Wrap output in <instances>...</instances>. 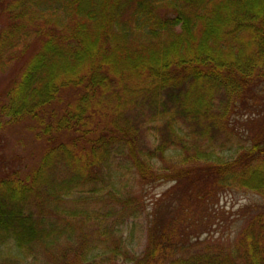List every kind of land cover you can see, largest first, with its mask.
I'll use <instances>...</instances> for the list:
<instances>
[{
    "label": "trees",
    "instance_id": "16d2710c",
    "mask_svg": "<svg viewBox=\"0 0 264 264\" xmlns=\"http://www.w3.org/2000/svg\"><path fill=\"white\" fill-rule=\"evenodd\" d=\"M1 80L0 264H264V0H0Z\"/></svg>",
    "mask_w": 264,
    "mask_h": 264
},
{
    "label": "rangeland",
    "instance_id": "374dc122",
    "mask_svg": "<svg viewBox=\"0 0 264 264\" xmlns=\"http://www.w3.org/2000/svg\"><path fill=\"white\" fill-rule=\"evenodd\" d=\"M8 75H9V73H5L1 77L5 78ZM3 81L4 80L0 81V89L2 87H5V85H6V83H3ZM245 120L246 119H244V121ZM236 129L237 130L235 131L236 134H234V140H232L233 143L232 142L228 143V146H226V148H225L226 153H229L230 149L233 148V146L236 147V145L239 144L238 141L240 139H242V138L245 139L243 134H242V133H244L243 129L240 131L238 125H237ZM237 131L239 132L238 133L239 135H237ZM245 134L247 135V138H248L249 134H247V133H245ZM8 137H9L8 141H14V139L10 135H8ZM216 138H219V141ZM213 142L217 145L218 144L223 145V144L228 142L227 136L226 135H220L218 137H215ZM244 143H246L245 140H244ZM130 182H132V180H131L130 176H128L126 178V183H130ZM171 186H172L171 184L157 183L155 185H149L148 187H145L144 189L137 186L136 190H137V193L140 195V197H142V199L146 200V204L148 206V211H150L152 209V206H153V201L155 199L159 198L160 196H162ZM259 201H260V198L258 196H255L253 194H245L243 192L222 194L220 197L219 209H220V212L224 211L226 213L222 219L227 220V223H222V222H220L222 219L219 220L216 218L217 219L216 223H215L216 225L214 227L213 232L215 230H218L219 234H224L226 236L225 238H227L228 235H231L232 237H234L237 234L240 227L242 226V221L236 222L235 225L232 224V222H234L236 219H238L237 213L246 207H250L253 204H257ZM213 221H214V219H213ZM232 225H234V227ZM141 226L142 225H138L137 227H141ZM217 226H219V227H217ZM141 229L137 228V230L135 231L137 239L135 240L134 244L137 245V243L138 244L141 243V246L145 247L146 243H145V239L143 237ZM138 239H141V241L138 242Z\"/></svg>",
    "mask_w": 264,
    "mask_h": 264
}]
</instances>
